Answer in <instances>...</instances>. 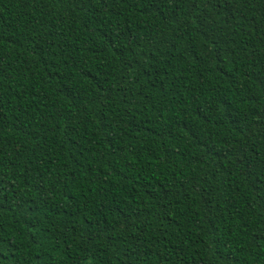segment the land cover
I'll list each match as a JSON object with an SVG mask.
<instances>
[{
  "label": "trees",
  "instance_id": "trees-1",
  "mask_svg": "<svg viewBox=\"0 0 264 264\" xmlns=\"http://www.w3.org/2000/svg\"><path fill=\"white\" fill-rule=\"evenodd\" d=\"M0 264H264V0H0Z\"/></svg>",
  "mask_w": 264,
  "mask_h": 264
}]
</instances>
